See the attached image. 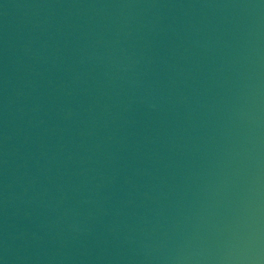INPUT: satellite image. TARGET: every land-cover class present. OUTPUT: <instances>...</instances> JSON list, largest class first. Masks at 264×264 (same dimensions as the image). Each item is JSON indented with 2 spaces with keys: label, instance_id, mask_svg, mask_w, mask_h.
Wrapping results in <instances>:
<instances>
[{
  "label": "water",
  "instance_id": "water-1",
  "mask_svg": "<svg viewBox=\"0 0 264 264\" xmlns=\"http://www.w3.org/2000/svg\"><path fill=\"white\" fill-rule=\"evenodd\" d=\"M0 264H264V0H0Z\"/></svg>",
  "mask_w": 264,
  "mask_h": 264
}]
</instances>
